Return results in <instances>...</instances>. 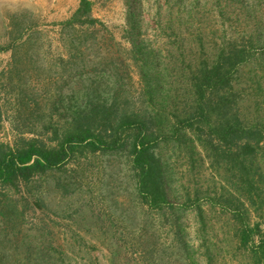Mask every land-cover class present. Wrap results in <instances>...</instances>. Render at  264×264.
<instances>
[{
	"label": "trees",
	"instance_id": "1",
	"mask_svg": "<svg viewBox=\"0 0 264 264\" xmlns=\"http://www.w3.org/2000/svg\"><path fill=\"white\" fill-rule=\"evenodd\" d=\"M127 4L124 37L131 43L128 54L139 69L141 96L130 105L119 106L132 85L124 57L102 54L95 77L89 76V64L70 61L75 89L60 116L62 131L54 129L57 143L22 138L11 146L0 141V264H74L63 245L55 242L47 220H40L34 231L25 222L28 209L41 206L31 183L62 169L79 157L78 153L127 154L136 191L150 209L169 217L171 241L177 249L186 242L180 220L188 203L177 200L175 171L165 157L170 147L188 148V142H199L207 150L213 147L217 157L233 161L239 170L230 181L234 187L226 204L232 209L241 201L243 206L264 210V170L256 163L259 154L264 159V124H246L236 106L242 71L255 58L252 48H264V14L256 15L254 0H150L149 15L144 13L143 0H127ZM214 10H218L223 27L210 23ZM240 15L245 22L254 17L249 35L243 36L250 45L243 43L239 34L219 41L217 32L227 31L225 18L241 20ZM96 23L106 28L92 15L91 0H81L73 15L62 21L63 34L81 50L85 41L70 39L68 29ZM101 39L109 49L121 48L107 33ZM215 139L225 144L226 150H220ZM3 187L15 195L2 191ZM233 215L235 219L249 218L241 211ZM245 225L237 232L240 246L255 264H264L260 224ZM255 233L259 234L257 241ZM181 258L187 264H198L193 249L187 248ZM141 262L168 264L170 257L159 253ZM113 263L117 264L116 258Z\"/></svg>",
	"mask_w": 264,
	"mask_h": 264
},
{
	"label": "rangeland",
	"instance_id": "2",
	"mask_svg": "<svg viewBox=\"0 0 264 264\" xmlns=\"http://www.w3.org/2000/svg\"><path fill=\"white\" fill-rule=\"evenodd\" d=\"M149 1L143 0L147 15L151 11ZM254 1L260 18L264 14V0ZM80 2L0 0V47H8L0 50V141L11 146L22 138L40 139L49 145L57 143L54 129L60 128V116L66 112L75 89L70 76L75 71L69 72L70 61L89 64V76L95 77L94 69L102 54L124 57L132 85L125 98H120L119 106L130 105L141 96L139 69L128 54L131 43L124 37L127 0H91L92 15L103 21L106 28H101L100 23L67 28L70 39L85 41L81 50L63 34L62 25L68 19L62 18L64 9L77 10ZM214 11L210 23L223 27L218 10ZM240 17L241 20L235 16L225 18L227 31L217 32L219 41L220 37L228 39L239 34L240 40L250 45L243 36L249 35L254 17L246 22ZM103 33L120 43L121 48L109 49L101 44ZM149 33L153 35L150 30ZM252 53L255 58L242 71L236 102L248 125L264 124V48L254 45ZM188 143V148L173 146L165 152L175 171L177 200L188 203L180 220L186 241L180 248L172 245L169 217L150 209L136 191L127 154L78 153L79 157L62 169L37 178L31 188L41 206L28 209L26 226L34 231L40 220H47L55 242L63 245L74 264H114L115 258L117 264H143V258L159 253L170 257L168 264H187L181 258L187 248L194 250L198 264H255L252 255L240 246L237 232L247 223H259L264 235V210L243 206L241 201H236V208L231 209L225 199L234 187L230 181L236 178L238 168L233 161L217 157L213 147L207 150L199 142ZM214 143L220 150L227 148L217 139ZM256 163L264 170L261 154ZM245 188L243 184L241 191ZM1 190L14 193L9 188ZM189 197L193 201L189 202ZM238 211L249 218L235 219L233 214ZM258 239L259 234L255 233V240Z\"/></svg>",
	"mask_w": 264,
	"mask_h": 264
},
{
	"label": "crops",
	"instance_id": "3",
	"mask_svg": "<svg viewBox=\"0 0 264 264\" xmlns=\"http://www.w3.org/2000/svg\"><path fill=\"white\" fill-rule=\"evenodd\" d=\"M68 8H70L69 6H68ZM74 10H76V9H68L67 10V8H65L64 9V16L62 17L63 19H67V18H70L72 15H73V12H74Z\"/></svg>",
	"mask_w": 264,
	"mask_h": 264
}]
</instances>
